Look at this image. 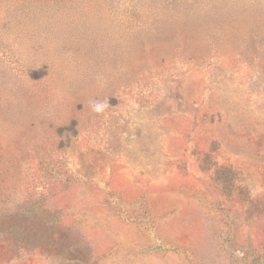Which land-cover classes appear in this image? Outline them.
<instances>
[{"label": "rangeland", "instance_id": "374dc122", "mask_svg": "<svg viewBox=\"0 0 264 264\" xmlns=\"http://www.w3.org/2000/svg\"><path fill=\"white\" fill-rule=\"evenodd\" d=\"M0 148V264H264V0H0Z\"/></svg>", "mask_w": 264, "mask_h": 264}, {"label": "trees", "instance_id": "16d2710c", "mask_svg": "<svg viewBox=\"0 0 264 264\" xmlns=\"http://www.w3.org/2000/svg\"><path fill=\"white\" fill-rule=\"evenodd\" d=\"M3 152H2V149L0 148V178H1V176H2V174H4V173H8V167H7V164H5V160H4V156H3V154H2ZM32 198H33V195H29V197H28V200H26V201H32ZM0 202H2V201H0ZM5 202H7V199L5 200Z\"/></svg>", "mask_w": 264, "mask_h": 264}, {"label": "clouds", "instance_id": "9594fccd", "mask_svg": "<svg viewBox=\"0 0 264 264\" xmlns=\"http://www.w3.org/2000/svg\"><path fill=\"white\" fill-rule=\"evenodd\" d=\"M107 107V103H101L99 101L92 102V110L96 113H102Z\"/></svg>", "mask_w": 264, "mask_h": 264}]
</instances>
